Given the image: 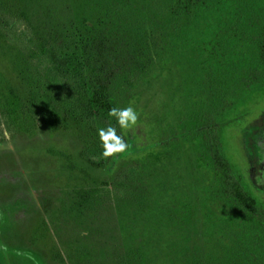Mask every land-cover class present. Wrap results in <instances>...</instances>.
Wrapping results in <instances>:
<instances>
[{"label":"rangeland","instance_id":"1","mask_svg":"<svg viewBox=\"0 0 264 264\" xmlns=\"http://www.w3.org/2000/svg\"><path fill=\"white\" fill-rule=\"evenodd\" d=\"M89 7L88 0H0V90L10 87L24 98L44 80L62 102L63 81L52 79L54 64L40 39L54 26L85 16ZM260 16L257 29L264 27ZM223 23L214 34L211 20L184 32L167 63L122 104L133 107L139 120L121 129L129 148L96 174L101 184L76 186L45 153L48 147L73 154L86 147L98 160L87 128L68 124L51 134L36 125L27 135L1 111L0 264H216L226 248H244L248 235L233 220L232 205L218 201L222 188L212 157L193 137L198 65L222 53L219 38L229 21ZM230 51L237 66L243 45ZM261 71L258 84L221 117L219 139L221 157L262 212L264 225ZM124 171H131V182Z\"/></svg>","mask_w":264,"mask_h":264},{"label":"trees","instance_id":"2","mask_svg":"<svg viewBox=\"0 0 264 264\" xmlns=\"http://www.w3.org/2000/svg\"><path fill=\"white\" fill-rule=\"evenodd\" d=\"M88 1V14L54 26L40 39L41 49L49 53L54 64L52 79L57 75L63 81L62 102L57 103L49 82L46 86V81L39 80L24 98L10 87L0 90V113L17 121L18 130L27 135L36 125L51 134L68 124L87 128L85 136L99 149L98 160L88 156L86 147L75 154L48 147L45 153L59 162V168L76 186L101 184L104 180L96 174L112 157H102L98 130L116 127L126 141L116 119L108 116L110 108H120L129 101L138 86L167 63L173 43L179 42L184 32L195 31L211 20L214 34L228 20L219 38L222 53L216 60L207 57L198 65L195 95L200 104L193 137L212 157V171L222 188L218 201L227 200L232 205L233 220L250 238L244 240V248L237 244L236 249L226 248L216 264H264L263 214L231 175L221 157L219 139L223 114L262 76L264 27L256 26L262 21L264 0ZM242 45V62L234 66L238 56L231 57L230 48ZM57 111L63 113L61 118ZM121 174L118 178L131 182V171Z\"/></svg>","mask_w":264,"mask_h":264},{"label":"clouds","instance_id":"3","mask_svg":"<svg viewBox=\"0 0 264 264\" xmlns=\"http://www.w3.org/2000/svg\"><path fill=\"white\" fill-rule=\"evenodd\" d=\"M108 116L115 118L119 128L125 131L134 128L139 120V114L131 106L125 108L112 107ZM98 136L103 148L102 157L105 159L123 154L129 148L124 137L117 134L116 127L100 128Z\"/></svg>","mask_w":264,"mask_h":264}]
</instances>
